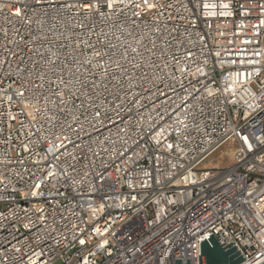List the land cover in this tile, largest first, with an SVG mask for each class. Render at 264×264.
<instances>
[{
    "label": "built area",
    "instance_id": "2783aa9c",
    "mask_svg": "<svg viewBox=\"0 0 264 264\" xmlns=\"http://www.w3.org/2000/svg\"><path fill=\"white\" fill-rule=\"evenodd\" d=\"M211 234L264 262V0H0V264H199Z\"/></svg>",
    "mask_w": 264,
    "mask_h": 264
},
{
    "label": "water",
    "instance_id": "95a60500",
    "mask_svg": "<svg viewBox=\"0 0 264 264\" xmlns=\"http://www.w3.org/2000/svg\"><path fill=\"white\" fill-rule=\"evenodd\" d=\"M243 259L233 242L223 246L213 234L199 242V264H240ZM175 264H189V259L187 263H181V259H175Z\"/></svg>",
    "mask_w": 264,
    "mask_h": 264
},
{
    "label": "rangeland",
    "instance_id": "374dc122",
    "mask_svg": "<svg viewBox=\"0 0 264 264\" xmlns=\"http://www.w3.org/2000/svg\"><path fill=\"white\" fill-rule=\"evenodd\" d=\"M229 144L224 145L221 149L213 153L210 157H208L202 164V167H216V166H226L230 163V154Z\"/></svg>",
    "mask_w": 264,
    "mask_h": 264
},
{
    "label": "bare ground",
    "instance_id": "6f19581e",
    "mask_svg": "<svg viewBox=\"0 0 264 264\" xmlns=\"http://www.w3.org/2000/svg\"><path fill=\"white\" fill-rule=\"evenodd\" d=\"M257 263H259V262H257Z\"/></svg>",
    "mask_w": 264,
    "mask_h": 264
}]
</instances>
